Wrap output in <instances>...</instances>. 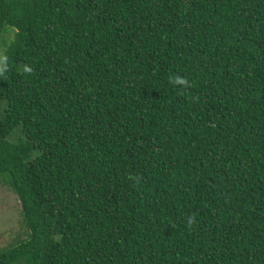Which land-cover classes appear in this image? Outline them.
<instances>
[{
  "label": "trees",
  "instance_id": "1",
  "mask_svg": "<svg viewBox=\"0 0 264 264\" xmlns=\"http://www.w3.org/2000/svg\"><path fill=\"white\" fill-rule=\"evenodd\" d=\"M0 46V264H264V0H0Z\"/></svg>",
  "mask_w": 264,
  "mask_h": 264
},
{
  "label": "rangeland",
  "instance_id": "2",
  "mask_svg": "<svg viewBox=\"0 0 264 264\" xmlns=\"http://www.w3.org/2000/svg\"><path fill=\"white\" fill-rule=\"evenodd\" d=\"M3 47L0 46V58ZM20 137L18 130L11 135V139L17 141ZM35 153H32V157ZM20 204L16 195L0 185V248L6 246L15 239L21 231Z\"/></svg>",
  "mask_w": 264,
  "mask_h": 264
},
{
  "label": "clouds",
  "instance_id": "3",
  "mask_svg": "<svg viewBox=\"0 0 264 264\" xmlns=\"http://www.w3.org/2000/svg\"><path fill=\"white\" fill-rule=\"evenodd\" d=\"M175 82L178 83V84H185L186 83V81H184L181 78H176V81Z\"/></svg>",
  "mask_w": 264,
  "mask_h": 264
}]
</instances>
